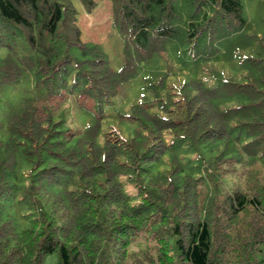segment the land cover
I'll use <instances>...</instances> for the list:
<instances>
[{
    "label": "trees",
    "instance_id": "trees-1",
    "mask_svg": "<svg viewBox=\"0 0 264 264\" xmlns=\"http://www.w3.org/2000/svg\"><path fill=\"white\" fill-rule=\"evenodd\" d=\"M177 1L110 0L115 70L71 0H0V264H264V46L232 57L239 79L212 71L216 41L246 25L244 0ZM179 13L183 42L210 49L205 78L168 71L117 101L165 58Z\"/></svg>",
    "mask_w": 264,
    "mask_h": 264
},
{
    "label": "rangeland",
    "instance_id": "rangeland-1",
    "mask_svg": "<svg viewBox=\"0 0 264 264\" xmlns=\"http://www.w3.org/2000/svg\"><path fill=\"white\" fill-rule=\"evenodd\" d=\"M77 9L78 26L81 30L82 40L89 45H97L107 57L111 67L118 70L123 61V40L119 36L114 25L111 14L110 0H98L97 8L90 14L85 13L78 0H71ZM178 3H184V8L191 10L190 3L186 0H178ZM243 14L246 25L233 35L221 37L214 44V55L217 61L213 62L212 71L225 70L232 77L238 78L241 75V67L239 63L232 60L233 58L252 57L256 55L261 47L264 46V0H244ZM180 21H174L177 34L170 39L167 44V53L165 58L157 57L146 65H142L138 76L132 79L126 86V94L117 101L120 103H133L139 101L143 96H148L142 92L141 86H144L141 80L156 82L159 76L173 73L193 75L197 73V77L204 79L210 69L203 59L211 57L210 49L206 48L205 42L202 40L187 44L183 42V30L185 29L186 14H180ZM212 51V52H213ZM212 54V53H211ZM179 77V75L177 76ZM169 78H172L169 76ZM152 87V84H149ZM259 170V165H255L253 170ZM257 181L264 182V171L260 170L255 174ZM254 179H247L243 184L234 189L228 197L224 199L221 207L228 215H236L237 210L241 208L248 196V187L253 183ZM246 220L242 213L238 215V221L235 227L245 229ZM236 228L233 227V232ZM234 235V234H233ZM56 254L48 255L44 258L43 264H56Z\"/></svg>",
    "mask_w": 264,
    "mask_h": 264
}]
</instances>
